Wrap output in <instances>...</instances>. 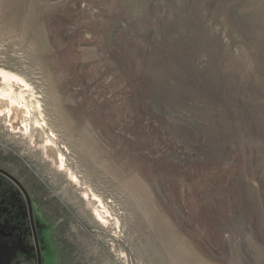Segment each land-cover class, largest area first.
I'll use <instances>...</instances> for the list:
<instances>
[{"label": "rangeland", "instance_id": "374dc122", "mask_svg": "<svg viewBox=\"0 0 264 264\" xmlns=\"http://www.w3.org/2000/svg\"><path fill=\"white\" fill-rule=\"evenodd\" d=\"M0 67L65 160L0 117L39 264H264V0H0Z\"/></svg>", "mask_w": 264, "mask_h": 264}, {"label": "bare ground", "instance_id": "6f19581e", "mask_svg": "<svg viewBox=\"0 0 264 264\" xmlns=\"http://www.w3.org/2000/svg\"><path fill=\"white\" fill-rule=\"evenodd\" d=\"M32 113L38 114L39 117L42 115L41 104L36 99L29 82L27 83L22 76L0 67V117L5 116L7 126L12 132L33 130L34 142L41 145L45 159L54 162V165L57 164L60 169H63L64 156L54 141L46 136L44 124L33 116L34 128L32 125L30 126L28 121Z\"/></svg>", "mask_w": 264, "mask_h": 264}, {"label": "flooded vegetation", "instance_id": "af4514ba", "mask_svg": "<svg viewBox=\"0 0 264 264\" xmlns=\"http://www.w3.org/2000/svg\"><path fill=\"white\" fill-rule=\"evenodd\" d=\"M0 175L4 178L5 181L14 184L17 188H19L22 197L25 199V204L23 206L17 207L18 214L14 216L13 219L20 217L21 220H25V225L29 226L31 231L32 239H33V246H29L27 243L23 241V234L25 227L19 225L10 220H4L3 222L0 221V241L4 242L6 240H10V247L8 249V254L11 252H20L24 253L29 257H35L36 262L40 263V251L38 248V242L36 238V232L33 225L32 220V209L30 204V199L27 196L26 192L24 191L23 187L16 181L9 173L4 171L0 168ZM6 178V179H5ZM7 253V251H1Z\"/></svg>", "mask_w": 264, "mask_h": 264}]
</instances>
